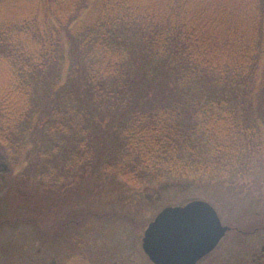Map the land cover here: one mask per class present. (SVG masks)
Listing matches in <instances>:
<instances>
[{
	"label": "trees",
	"instance_id": "1",
	"mask_svg": "<svg viewBox=\"0 0 264 264\" xmlns=\"http://www.w3.org/2000/svg\"><path fill=\"white\" fill-rule=\"evenodd\" d=\"M0 149L57 187L263 179L264 0H0Z\"/></svg>",
	"mask_w": 264,
	"mask_h": 264
},
{
	"label": "rangeland",
	"instance_id": "2",
	"mask_svg": "<svg viewBox=\"0 0 264 264\" xmlns=\"http://www.w3.org/2000/svg\"><path fill=\"white\" fill-rule=\"evenodd\" d=\"M0 157L10 171L5 181L0 173V219H34V226L3 225L2 248L13 251L1 253L0 264H152L142 245L149 224L166 206L196 199L212 204L232 229L202 264H264V177L256 170L231 185L182 182L143 191L88 171L57 187L14 173L1 149Z\"/></svg>",
	"mask_w": 264,
	"mask_h": 264
},
{
	"label": "water",
	"instance_id": "3",
	"mask_svg": "<svg viewBox=\"0 0 264 264\" xmlns=\"http://www.w3.org/2000/svg\"><path fill=\"white\" fill-rule=\"evenodd\" d=\"M230 231L212 204L196 199L166 206L149 224L142 245L152 264H201Z\"/></svg>",
	"mask_w": 264,
	"mask_h": 264
},
{
	"label": "flooded vegetation",
	"instance_id": "4",
	"mask_svg": "<svg viewBox=\"0 0 264 264\" xmlns=\"http://www.w3.org/2000/svg\"><path fill=\"white\" fill-rule=\"evenodd\" d=\"M5 162H4V158H1L0 157V173H1V180L2 181H5V176L10 172L8 169H5ZM11 217L14 219V222L11 224V221L9 220H4L3 218L0 219V230L1 228L3 227V225L7 224V225H14V226H18V225H21V224H28L29 226H34V219L31 217H28L27 218H23L21 217L18 213L16 214H12ZM3 246V243L2 241H0V254L3 253V256H7L9 255L8 253L10 251H13L11 249V247L7 246V249H3L2 248ZM6 250V251H5ZM49 253V252H47ZM32 256V255H30ZM261 259V257H258V260ZM49 260V254H44V261L48 262ZM20 261L16 258V263H19ZM258 264L260 263L259 261L257 262ZM52 264H56V262L54 261ZM58 264H61V263H58Z\"/></svg>",
	"mask_w": 264,
	"mask_h": 264
}]
</instances>
